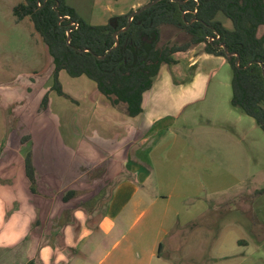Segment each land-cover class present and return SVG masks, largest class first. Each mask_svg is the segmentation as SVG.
<instances>
[{
	"label": "crops",
	"instance_id": "crops-1",
	"mask_svg": "<svg viewBox=\"0 0 264 264\" xmlns=\"http://www.w3.org/2000/svg\"><path fill=\"white\" fill-rule=\"evenodd\" d=\"M3 1L9 2V13L17 6L16 0ZM110 1L95 0L92 11L99 12L90 24L105 25L106 13L125 15L148 0H133L131 9L121 11L113 10ZM201 45L177 53L175 64L162 66L153 88L144 94L143 113L135 118L113 108L87 77L60 73L62 85L70 78L94 93L84 95L87 107H73L80 111L71 117L50 103L43 110L46 120L44 115L33 123L30 154L36 192L24 158L19 160L20 174H0V264H154L164 252L193 239L195 224L210 212V198L205 197L225 190L215 187V172L201 163L207 158L177 135L178 124L190 120L185 112L206 99L217 67L228 63ZM98 174L99 179L91 180ZM106 184L110 193L103 202ZM59 186L65 211L55 217L57 200L50 195ZM71 192L76 196L67 201ZM66 210L73 212L71 219H66Z\"/></svg>",
	"mask_w": 264,
	"mask_h": 264
},
{
	"label": "rangeland",
	"instance_id": "rangeland-1",
	"mask_svg": "<svg viewBox=\"0 0 264 264\" xmlns=\"http://www.w3.org/2000/svg\"><path fill=\"white\" fill-rule=\"evenodd\" d=\"M23 2L16 0L15 4ZM94 2L67 0L88 23H92L91 18L99 12L92 11ZM132 2L111 0L110 4L113 10L121 11L131 9ZM150 2L148 0L146 4ZM7 4L8 1L0 0V174L12 176L14 170L20 174L19 166L23 163L19 160H25L31 153L32 125L44 115L42 120H46L43 110L52 103L53 108L62 107L65 117H71L74 115L71 112L80 111L73 107L80 103L87 107L84 95L94 92L82 81L74 82L70 78L63 82V89L75 99L60 97L52 90L54 67L45 43L30 19L16 22ZM108 14L106 20L109 21ZM218 20L232 29L231 21L223 15H219ZM161 30L160 46L181 47L191 40L189 34L173 26H164ZM263 36L264 26L258 30V37ZM200 49L205 51V44ZM232 75L229 63L217 67L209 84L208 96L185 112V118L190 117V120H183L176 130L180 138L193 144L200 155L207 158L201 163L206 165L207 171L215 172V187L225 190L205 197L206 200L210 198V212L195 224L193 239L178 250L164 252L165 259L154 264H264V130L232 106ZM46 94L49 102L43 109ZM14 165L18 168L12 169ZM95 176L91 180L99 179V174ZM102 180L106 183L105 178ZM200 181L204 184V179L200 178ZM40 183L41 187H47L44 181ZM77 184L78 189L82 187L79 182ZM84 191L83 194L79 192L86 199L88 195ZM104 192L102 201L106 202L110 185L106 184ZM63 193V186H59L50 195L57 200L55 217L65 211L61 201ZM48 212L51 209L44 213ZM65 215L66 219H71L73 212L66 210ZM57 241L61 248V240Z\"/></svg>",
	"mask_w": 264,
	"mask_h": 264
},
{
	"label": "trees",
	"instance_id": "trees-1",
	"mask_svg": "<svg viewBox=\"0 0 264 264\" xmlns=\"http://www.w3.org/2000/svg\"><path fill=\"white\" fill-rule=\"evenodd\" d=\"M182 1L185 3H157L136 15L123 32L135 11L112 16L105 25H92L67 0H24L13 14L19 22L30 19L45 43L54 67L52 90L60 97L71 99L60 81L62 71L71 78L85 76L113 108L135 118L143 113L144 94L153 88L162 66L175 64V54L205 44L207 54L224 57L232 67V106L264 130V36L258 37L259 28L264 26V0ZM219 15L231 21L232 29L218 20ZM164 26L185 31L190 42L181 47L160 46ZM220 44L238 57L228 59ZM48 102L46 94L43 109ZM25 170L31 190L36 192V169L30 153ZM75 196V192L69 193L67 201Z\"/></svg>",
	"mask_w": 264,
	"mask_h": 264
},
{
	"label": "water",
	"instance_id": "water-1",
	"mask_svg": "<svg viewBox=\"0 0 264 264\" xmlns=\"http://www.w3.org/2000/svg\"><path fill=\"white\" fill-rule=\"evenodd\" d=\"M161 1H163V0H155V1H153V2H150V3H148V4L144 5V6H142L139 10L135 11V12L131 15V17H130V23H129L128 27L125 28V29H123V30L120 31V32L127 31V30L130 28L131 22H132L133 18H134L136 15L141 14V13L144 12L145 10H147V9H149V8H151V7H153V6H155L157 3L161 2ZM171 1H172V2H175V3H179V4H184V3H185V1H182V0H171ZM62 20H64L63 17H62ZM75 25H76V27H77V24H75ZM70 33H71V31H69V34H68V36H69V42H70V40H71V35H70ZM118 34H119V33H116V34H115L116 38H118ZM219 39H220V37H218L217 39H215V38H211V39H210V43H213L214 40H219ZM117 45H118V43H117ZM218 47L223 48V49L225 50V53H226L228 59L231 60L234 56H237V57H238L237 54L229 53V51H228L227 47L225 46V44H220ZM239 65H240V60L237 61V66L239 67Z\"/></svg>",
	"mask_w": 264,
	"mask_h": 264
}]
</instances>
